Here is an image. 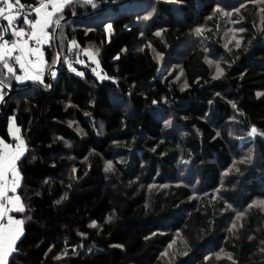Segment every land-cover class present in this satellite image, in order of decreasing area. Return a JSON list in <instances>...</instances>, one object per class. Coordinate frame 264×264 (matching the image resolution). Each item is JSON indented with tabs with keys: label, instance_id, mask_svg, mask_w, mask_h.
<instances>
[{
	"label": "trees",
	"instance_id": "1",
	"mask_svg": "<svg viewBox=\"0 0 264 264\" xmlns=\"http://www.w3.org/2000/svg\"><path fill=\"white\" fill-rule=\"evenodd\" d=\"M51 19V77L0 60V139L13 118L25 146L7 264H264V0H71Z\"/></svg>",
	"mask_w": 264,
	"mask_h": 264
},
{
	"label": "crops",
	"instance_id": "2",
	"mask_svg": "<svg viewBox=\"0 0 264 264\" xmlns=\"http://www.w3.org/2000/svg\"><path fill=\"white\" fill-rule=\"evenodd\" d=\"M53 1H56L57 3H60L61 0H42L43 3L48 4V8L46 9H42L40 11V13H36V15L30 19L29 21L35 25L34 28H30L29 24L25 23V21L20 22L18 19L14 20L12 22L11 25H9V22L7 19L1 18V20L3 21V23L5 24V26L7 27L8 31L10 32L11 37L7 38V39H3L0 41V46H3L2 50L5 53V61L8 63V66L11 68H14L12 63V58H13V44L15 43V48L16 46H19L23 49V55L20 58V68L24 69L26 71V75L24 76V79H34L35 81L40 80L41 78L38 76V73L33 69V65L32 62L35 60H32L33 58L36 57L37 53H38V44H36V42H33L32 45H30L29 43H27L26 40V36L28 38L32 37L33 34H35V37L37 34L40 35V40L42 42V44H46L48 42V40L50 39V30L49 27L51 25V18L52 15L49 16L48 13L52 12L53 10ZM13 2V1H12ZM64 0L61 2L60 5L63 6ZM57 4L56 8L59 10L61 7ZM2 6V5H1ZM57 10V11H58ZM15 16L13 15V13L11 11H6L5 12V16ZM39 20L40 22L37 24L36 21ZM17 25L18 29H13L14 26ZM20 28H23L24 34L22 36H16L13 35V31L15 30H19ZM3 29V28H2ZM14 39V40H13ZM31 40H33L34 38H30ZM7 41V45H4L1 43L4 41ZM11 40V42H10ZM13 40V41H12ZM43 40V41H42ZM45 42V43H44ZM43 47V46H42ZM9 50H11L10 56L7 54L9 52ZM11 59V61H10ZM45 61V60H44ZM5 63V62H4ZM3 63V65H4ZM23 65V67L21 66ZM39 77V79H35V77ZM43 76H44V71H43ZM16 80H21L20 78L18 79V74L16 73ZM2 96H1V92H0V100H1ZM11 128H14L15 133L19 135V129L18 127L14 124L13 122V118L10 119L9 121V132L11 130ZM11 133V132H10ZM11 135V134H10ZM12 138V135H11ZM14 139V137L12 138ZM3 141V140H2ZM6 144H0V156H2V159H0V167H2L4 169V177L3 179H5L6 181L4 182L3 180H0V185H4L5 186V191H6V196L3 198V203L5 205L6 209H9V211H5L4 216H3V220L2 222H0V235H3L4 237V242H5V246H8L9 241H11V248H14V245L16 243V241L18 240V238L20 237V235L22 234V221L19 217H17V212L16 209L21 208L22 204L20 202V198L18 196V188L20 186V175L19 172L17 171L16 168V162L17 160L24 154L25 152V146L21 147L16 145V143H12L11 142H5ZM9 144H14L15 148L14 152L11 153L10 150L8 149V147L10 146ZM20 145H22L21 142H19ZM10 156V157H9ZM18 156V159L13 160V157ZM14 165V167H13ZM2 182V184H1ZM15 187V192L10 191L11 188ZM18 198V199H17ZM11 200L12 203H8V201ZM11 217V220H9L8 218ZM19 222V223H17ZM13 251V250H12ZM11 251V253H12ZM10 255L7 257L6 260V264L8 263V259H9Z\"/></svg>",
	"mask_w": 264,
	"mask_h": 264
},
{
	"label": "snow or ice",
	"instance_id": "3",
	"mask_svg": "<svg viewBox=\"0 0 264 264\" xmlns=\"http://www.w3.org/2000/svg\"><path fill=\"white\" fill-rule=\"evenodd\" d=\"M38 2H39L38 7L32 9L31 11H29L27 13H23L24 21H25V23L29 24L30 28H34L35 25L32 24L28 20V16L31 15L32 12H35L38 14V13H40V11L42 9L48 8V4L43 3L42 0H38ZM70 2H71V0H64L65 4L70 3ZM84 2L91 4L92 0H84ZM0 5H2V6H0V18L7 19L9 22V25H11L14 20L19 19L20 14H17L16 16H11V15L5 16V12L11 11L15 6H19L21 9H23V7H24L23 5L20 4V0H15V3H13L12 0H0ZM57 10L58 9L56 8V6H53L52 12H49L48 15L49 16L53 15ZM147 18L148 17H145V19H147ZM39 22H40L39 20L36 21L37 24ZM56 23L58 24L59 21L57 20ZM24 31L25 30L23 28H20L19 30L13 31L12 34L16 35V36H22L24 34ZM5 32H7V29H5ZM30 38H35V34H33V36ZM2 39H3V37L0 36V40H2ZM37 42H39V41L37 40ZM7 43L8 42L5 40L4 45H7ZM12 47H13V49L15 48V43L13 44ZM2 48H3V46H0V60L5 59V53L3 52ZM10 53H11V50H9V52L7 54L10 56ZM15 60L17 62H19L20 57L16 56ZM21 66L23 67V65H21ZM4 67L7 68L9 73H12L14 71L13 68L8 66V63L6 61L4 63ZM18 79H19V77H18ZM35 79H39V77L37 76V77H35ZM253 132H255V129H253ZM18 158H19L18 156H15V157H13V160L18 159ZM111 167H112V165H111V163H109L108 168L110 169ZM3 177H4V169L2 167H0V180H3ZM4 189H5V186L0 185V222H2V220H3V216H4L5 211H9V209L5 208V205L3 203V198L6 196V191ZM10 191L15 192V187L11 188ZM8 203H12V201L9 200ZM258 205L264 206V201L258 202ZM16 211H23V208L22 207L18 208V209H16ZM8 219L11 220V217H9ZM17 223H19V222H17ZM12 250L13 249L11 248V241H9L8 246L6 247L3 235H0V264H6L7 257L9 255H11Z\"/></svg>",
	"mask_w": 264,
	"mask_h": 264
},
{
	"label": "rangeland",
	"instance_id": "4",
	"mask_svg": "<svg viewBox=\"0 0 264 264\" xmlns=\"http://www.w3.org/2000/svg\"><path fill=\"white\" fill-rule=\"evenodd\" d=\"M59 1V0H58ZM63 0H61V2H62ZM61 2L60 3H57L56 1H53V5H55L56 4V6H57V4L58 5H60L61 4ZM62 5H60V6H58V7H61ZM51 26V25H50ZM0 36H3V35H0ZM37 40L39 41V42H37ZM43 41V40H42ZM27 43H29L30 45H31V41H26ZM32 42H36V44H38V53H37V55H36V57L35 58H33L32 60H34L33 62H32V65H33V69L38 73V76L40 77H42L43 76V71H44V69H45V61H44V55H43V45L44 44H42V42H41V40H40V35L39 34H37L36 35V37L32 40ZM45 43V42H44ZM2 44H4V42H2L1 43V45ZM82 54L83 55H86V56H80V61H81V63H83L85 60H88V61H90V62H92L90 65H91V69H92V72L94 73V74H96V75H98L99 77H102V73L98 70V63L95 61V55L92 53V52H90V51H87V50H83L82 51ZM11 60V59H10ZM84 60V61H83ZM68 65H69V67H70V69H72V64L71 63H68ZM76 69V68H75ZM74 69V70H75ZM165 70V66L164 67H162L161 69H160V73H162L163 71ZM40 77V78H41ZM0 92H1V96L3 97V91H2V88H1V86H0ZM10 134L12 135V138L14 137V139H12V143H16V145H18V146H21V147H24V141L21 139V137H20V135H18V134H16L15 133V130H14V128H11V130H10ZM254 134V132L251 130V134L250 135H253ZM19 142H21L22 143V145H20L19 144ZM244 142H245V140H242L241 141V145H243L244 144ZM0 144H6V143H4L3 141H2V139H0ZM13 144V145H14ZM10 146L8 147V149L10 150V152L11 153H13L14 152V150H15V148H17V147H14L12 144H9ZM1 151V150H0ZM3 156V155H2ZM2 156H0V159H2ZM10 157V156H9ZM13 167H14V165H13ZM18 171V170H17ZM3 181L5 182L6 180L5 179H3ZM1 184H2V182H1Z\"/></svg>",
	"mask_w": 264,
	"mask_h": 264
},
{
	"label": "built area",
	"instance_id": "5",
	"mask_svg": "<svg viewBox=\"0 0 264 264\" xmlns=\"http://www.w3.org/2000/svg\"><path fill=\"white\" fill-rule=\"evenodd\" d=\"M13 3H15V0L13 1ZM20 4L24 6L23 9H21L19 6H15V7L11 10V12H12L14 15L20 14V18H23V13H27V12L31 11L32 9H34V8H36V7L39 6V4H36V3H33V2H28V3L20 2ZM34 13H35V12H32V14H34ZM32 14L28 16V19L31 18ZM14 29H18V26L15 25V26H14ZM26 38H27L26 40L31 41V44H33L32 40H31L30 38H28L27 36H26ZM12 41H13V40H12ZM10 42H11V40H10ZM13 54H14V61H13V63H14L16 66H19V65H20V61L17 62V61L15 60V57H16V56L21 57V56L23 55V50H22V48L19 47V46H16V48L13 49ZM20 74H21V75H24V72H23V71H20ZM45 74L48 75V76H52V74H53V69H52V68L47 69V70L45 71Z\"/></svg>",
	"mask_w": 264,
	"mask_h": 264
},
{
	"label": "water",
	"instance_id": "6",
	"mask_svg": "<svg viewBox=\"0 0 264 264\" xmlns=\"http://www.w3.org/2000/svg\"><path fill=\"white\" fill-rule=\"evenodd\" d=\"M3 25V24H2ZM4 27V26H3ZM5 29V27H4ZM56 31V30H55ZM56 41V45H57V40L55 39ZM0 86H3L5 88H7V86H4L1 82H0ZM8 96H9V91H7V93L2 97V99L0 100V113L1 111L4 109L5 107V102L7 101L8 99Z\"/></svg>",
	"mask_w": 264,
	"mask_h": 264
},
{
	"label": "bare ground",
	"instance_id": "7",
	"mask_svg": "<svg viewBox=\"0 0 264 264\" xmlns=\"http://www.w3.org/2000/svg\"><path fill=\"white\" fill-rule=\"evenodd\" d=\"M8 27V26H7ZM14 29V28H13ZM14 40V39H13ZM34 83V82H33ZM36 85H37V83H36ZM6 90V89H5Z\"/></svg>",
	"mask_w": 264,
	"mask_h": 264
},
{
	"label": "clouds",
	"instance_id": "8",
	"mask_svg": "<svg viewBox=\"0 0 264 264\" xmlns=\"http://www.w3.org/2000/svg\"><path fill=\"white\" fill-rule=\"evenodd\" d=\"M14 1V0H13ZM21 19V18H20Z\"/></svg>",
	"mask_w": 264,
	"mask_h": 264
}]
</instances>
